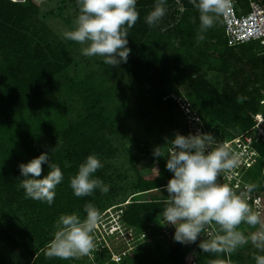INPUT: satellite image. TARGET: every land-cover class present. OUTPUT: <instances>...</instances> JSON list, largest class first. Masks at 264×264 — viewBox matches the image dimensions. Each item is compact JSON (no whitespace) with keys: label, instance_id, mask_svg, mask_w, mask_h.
<instances>
[{"label":"trees","instance_id":"obj_1","mask_svg":"<svg viewBox=\"0 0 264 264\" xmlns=\"http://www.w3.org/2000/svg\"><path fill=\"white\" fill-rule=\"evenodd\" d=\"M12 1L0 0V264H8L16 256L22 261L26 259V264H210L211 261L255 264L253 256L264 253H260L250 240L231 253H205L198 247L199 238L190 245L177 242L169 245L166 240L155 237L151 242H140L120 263L112 261L111 249L102 243H96V250L91 253L93 258L61 259L44 255L57 230L60 215L76 213L83 218L86 203H92L101 214L118 193L127 191L128 186H117L108 193L97 189L88 196L77 197L69 183L90 154L97 155L103 165L94 177L104 185L115 183L105 170L107 162L115 159L119 149L115 141L120 134L117 119L120 109L110 111L107 105L118 88H104L103 76L107 75V68L101 77L92 69L90 75L81 77V62L46 26H38L37 16L43 0ZM71 2L77 16L76 0ZM154 2L137 0L139 18L127 30L128 60L119 66L135 77L141 72L151 73L149 94L170 110L178 107L177 99L168 97L167 93L163 99L154 92L184 89L188 103L202 113L200 117L207 130L218 140H230L250 130L264 98V50L257 43L229 46L224 29L222 37L215 36V23L202 34L215 41L219 48L211 54L218 61L217 66L210 64L204 51L192 56L181 50L190 49L199 37L198 12L189 0H183L185 12L168 34L145 23ZM166 6L173 8L174 0H167ZM174 37L178 38L179 47L174 46ZM163 51L168 53L164 57L161 56ZM141 53L144 56L140 60ZM70 70L75 72L73 77L68 74ZM209 71L221 75V88L207 79ZM80 80L84 81L82 85L78 83ZM56 84H70L67 101L64 98L62 102H47L46 97ZM166 141H157L156 146L145 141L142 146L132 139L129 140L132 147L124 149L135 177L129 186L134 192L127 204L118 203L117 211L125 230H134L136 235L145 233L146 239L158 229L156 220L167 198L162 186L172 176L165 168ZM156 147H162V157L152 155ZM51 149L50 159L61 167L64 179L56 186L53 203L49 206L46 202L25 198L23 189L19 188L23 177L18 165ZM143 161L157 170L141 175ZM258 166L262 168V160L248 174L256 171L264 178L261 168L256 169ZM42 169L43 176L47 165H42ZM255 191L264 193V181L263 189L253 188L254 194ZM259 229L260 225L253 227L241 223L238 226L246 237ZM207 230H213L214 235L222 234L214 223L205 226L201 235ZM109 240L114 243V238Z\"/></svg>","mask_w":264,"mask_h":264},{"label":"clouds","instance_id":"obj_2","mask_svg":"<svg viewBox=\"0 0 264 264\" xmlns=\"http://www.w3.org/2000/svg\"><path fill=\"white\" fill-rule=\"evenodd\" d=\"M166 2L155 0L152 10L145 17L149 27L157 25L166 15ZM189 2L198 12L199 39H203L202 34L214 27L217 18L228 16L232 9V0ZM76 4L79 14L75 18L74 28L63 33L64 39L85 45L80 49L83 56L103 57V62L112 67L126 63L130 52L127 30L139 18L137 0H76ZM165 145V168L172 176L162 186L167 198L163 201L165 207L161 217L164 225L174 227L173 240L182 245L195 243L205 226L214 223L222 234L215 235L209 241L202 239L198 245L202 252L231 253L250 240L260 253H264V223L248 203L249 193L255 186L245 183L238 191L240 186L230 183L232 175L225 176L240 165V157L230 145L218 140L211 131H202L201 128L186 135L176 132ZM161 148H154L152 155L162 157ZM52 150L43 151L18 165L19 174L23 177L19 188L23 189L25 198L46 202L49 206L53 203L56 186L64 179L61 167L50 159ZM45 164L47 172L42 176V165ZM101 167L103 165L97 155H88L78 166L77 173L70 178L73 195L84 197L97 189L107 193L108 187L94 177ZM218 177H222V180H218ZM158 190L161 192V189ZM83 211V218L76 213L59 216L57 230L44 251L46 257L68 259L89 256L97 247L93 233L103 218L107 227H103L104 234L100 236L104 240L99 244L107 246L105 238L107 241L117 237L123 241L132 238L130 232L123 228L117 207L113 213L107 212L111 216L105 214L104 217L92 203H86ZM241 223L253 227L260 225V229L246 237L238 230ZM253 259L255 264H264V254L254 255ZM210 264L223 262L211 261Z\"/></svg>","mask_w":264,"mask_h":264},{"label":"rangeland","instance_id":"obj_3","mask_svg":"<svg viewBox=\"0 0 264 264\" xmlns=\"http://www.w3.org/2000/svg\"><path fill=\"white\" fill-rule=\"evenodd\" d=\"M20 1V0H19ZM244 6L247 5V0H240ZM24 3V1H20ZM167 7L166 15L162 18V20L155 25L157 29H160L161 33L168 34L170 33L177 23L180 22L181 13L176 7L171 8ZM76 18V12L72 5L71 0H43V4L41 5L40 12L37 16L38 26L42 25L46 26L52 35L62 41L68 50L72 53V55L81 62V69H79V73L82 75H90L91 70L94 73H99L101 77L104 70L107 68V75L105 77L104 88H112L116 86L118 88L117 91H114L111 97V102L108 104V109L110 111L116 112V109L119 107V112L116 118L119 119L120 123H118V129L120 130V134L118 139L116 138V145L119 148L118 153L115 155V159L107 162L106 175L114 178V184H105L108 187V192L110 189H114L117 186L126 187L127 191L118 193V197L114 200H111L107 203V208L101 213V217H104L105 214L110 215L107 212L113 213L115 207L119 208L120 205L118 203L125 202L123 205L127 204L130 200L131 194L134 192L132 189H129V186L135 181V177L132 169H130V165L128 160L126 159V153L124 149L131 148L132 146L129 143V140H135V142H140L142 146H144L145 141H149V143L153 146L157 145V141H166L173 138L176 132H180L181 134H188L189 132L195 131L200 126L194 125L192 126L190 121L193 115L202 116V113L195 108L191 103H188V99L186 97V92L184 89H181L179 92L170 91L167 89L166 91L154 92L155 96H160L161 98H165V94L167 93L171 98H176L178 101L176 103L185 104L186 106H190V110L192 114L187 116V112L182 110L180 105L177 104L178 107L170 110L164 104L157 102L150 93L151 80L153 78L151 73L141 72L138 77L133 76L119 65L112 67L111 65L105 64L103 62V57L100 56H92L86 57L81 54L80 49L85 45L78 44L71 40L64 39L63 33L66 31H70L74 28V21ZM215 27V36L222 37L223 36V25L221 17L217 18ZM203 39L196 38L191 45L190 49L181 48L182 51L186 53H191L192 56H196L199 51H204L208 54L207 61L210 64L217 66L218 61L214 59L211 54L215 52V50H219L217 48L215 41L211 40L208 37L203 36ZM172 42L175 44L174 46L179 47L178 38L174 37ZM178 44V45H177ZM168 53L163 51L162 57L166 56ZM144 54L141 53L139 58L140 60L143 58ZM90 65V68L88 66ZM204 70H207V65ZM71 73L73 77L75 72L74 70L68 71V74ZM207 79L215 86L216 88H221L222 85V77L220 74L215 72H207ZM84 81H78L82 85ZM96 82V81H95ZM77 84V83H75ZM78 85V84H77ZM76 85V88H79ZM80 85V86H81ZM70 86V84H69ZM69 86L68 85H59L56 84L53 88L52 93H48L46 100L51 103L53 101H63L65 98L68 99L69 96ZM71 87V86H70ZM176 89V88H175ZM164 96V97H163ZM61 97V99H60ZM182 106V105H181ZM48 112V110H47ZM74 116V115H73ZM202 119V118H201ZM167 149V148H166ZM259 153L263 156L264 149L262 147L259 148ZM164 157L167 156V152L163 154ZM143 155H140L142 158ZM261 166V165H260ZM258 166L256 169L259 170L261 167ZM141 175L146 176L155 172L157 169L146 161H143L140 164ZM250 182L249 184L254 185V188L259 190L263 189V181L264 178L260 176V174L256 171H253V174H248ZM247 178V175H246ZM247 181V180H246ZM104 184V183H103ZM126 191V193H125ZM107 192V193H108ZM255 196L260 198L261 201V214L259 218L262 223H264V193H258L255 191ZM111 216V215H110ZM104 218L100 219L97 228L94 230L93 239L95 243H99L102 241L101 234H104L103 227H107L106 223H103ZM158 229L156 231L151 232V237L144 238L145 233H141L140 235L135 234L134 230H131L135 238L129 241H123L121 238H114V243L105 238V245L109 246L112 253V261L120 263L123 259V256H129L133 252V248L139 245L140 242L145 240L151 242L153 239L160 238L166 240L167 244H174L173 233L174 227L171 225H164V221L161 215L157 218ZM103 223V226H101ZM110 226V225H109ZM213 230L208 233H203L199 240L204 239L205 241H209L215 237ZM164 237H163V236ZM99 240H98V237ZM104 236V235H103ZM140 236V237H138ZM152 238V240H151ZM104 240V239H103ZM200 241L198 243H200ZM96 250V248H95ZM13 257L14 260L8 264H26L27 260L18 259ZM86 256L77 257L80 259H84ZM88 257V256H87ZM89 258H93L92 254L89 255ZM88 258V259H89Z\"/></svg>","mask_w":264,"mask_h":264},{"label":"built area","instance_id":"obj_4","mask_svg":"<svg viewBox=\"0 0 264 264\" xmlns=\"http://www.w3.org/2000/svg\"><path fill=\"white\" fill-rule=\"evenodd\" d=\"M174 3V7L181 13L185 12L183 0H174ZM221 20L229 46L257 43L264 50V0H247L246 6L240 0H232L231 12L226 17L221 16ZM178 104L182 110L187 112V116L192 114L190 106ZM191 119L192 126L197 125L202 131H210L207 130L200 116L193 115ZM253 123L250 130L236 135L230 140H220L227 142L240 157L239 167L233 173L225 174V176L232 175L230 183L232 186L238 184L240 186L238 191L243 188L245 183L249 184L246 181V175L256 167L259 160H262L261 173L264 176V157L258 151L259 147L264 149V98L261 101V111L254 115ZM218 180H222V177H218ZM248 203L252 211L259 216L261 201L252 191L249 193ZM129 232L132 236L130 240H133L135 235L131 230ZM208 232L209 230H207ZM110 233L112 232L110 231Z\"/></svg>","mask_w":264,"mask_h":264},{"label":"water","instance_id":"obj_5","mask_svg":"<svg viewBox=\"0 0 264 264\" xmlns=\"http://www.w3.org/2000/svg\"><path fill=\"white\" fill-rule=\"evenodd\" d=\"M10 1H12V0H10ZM20 1H24V0H20ZM12 2H14V1H12Z\"/></svg>","mask_w":264,"mask_h":264}]
</instances>
